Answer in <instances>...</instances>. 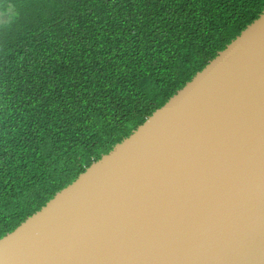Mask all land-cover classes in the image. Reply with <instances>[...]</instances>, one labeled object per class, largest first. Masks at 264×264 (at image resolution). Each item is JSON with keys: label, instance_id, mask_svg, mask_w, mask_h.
Masks as SVG:
<instances>
[{"label": "water", "instance_id": "95a60500", "mask_svg": "<svg viewBox=\"0 0 264 264\" xmlns=\"http://www.w3.org/2000/svg\"><path fill=\"white\" fill-rule=\"evenodd\" d=\"M0 264H264V11L0 239Z\"/></svg>", "mask_w": 264, "mask_h": 264}, {"label": "trees", "instance_id": "16d2710c", "mask_svg": "<svg viewBox=\"0 0 264 264\" xmlns=\"http://www.w3.org/2000/svg\"><path fill=\"white\" fill-rule=\"evenodd\" d=\"M263 11L264 0H0V239Z\"/></svg>", "mask_w": 264, "mask_h": 264}]
</instances>
